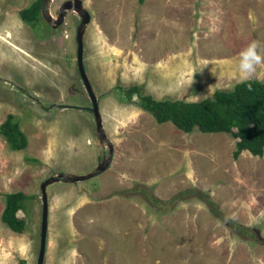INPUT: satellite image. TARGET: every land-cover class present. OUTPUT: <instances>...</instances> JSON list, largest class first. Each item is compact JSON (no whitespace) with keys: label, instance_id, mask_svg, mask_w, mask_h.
Segmentation results:
<instances>
[{"label":"rangeland","instance_id":"rangeland-1","mask_svg":"<svg viewBox=\"0 0 264 264\" xmlns=\"http://www.w3.org/2000/svg\"><path fill=\"white\" fill-rule=\"evenodd\" d=\"M31 1L0 0V122L11 113L27 139L13 150L0 134V211L4 192L30 195L16 211L22 231L0 220V264H35L39 182L86 172L106 150L80 107L90 103L75 63L78 15L66 10L57 26L41 16L28 24L17 11ZM61 1L49 0L53 16ZM81 1L90 17L83 66L113 150L98 174L46 186L42 264H264V149L233 157L230 132L156 123L116 89L136 83L155 98L195 100L230 88L241 80L240 51L258 41L264 54V0L189 1L187 17L175 19L186 26L185 41L154 16L174 9L173 0ZM253 78L264 80V65ZM186 188L206 193L252 235L194 193L171 198Z\"/></svg>","mask_w":264,"mask_h":264},{"label":"trees","instance_id":"trees-1","mask_svg":"<svg viewBox=\"0 0 264 264\" xmlns=\"http://www.w3.org/2000/svg\"><path fill=\"white\" fill-rule=\"evenodd\" d=\"M41 0H32L27 6L18 9V16L26 23H33L39 17ZM139 2L141 0H138ZM125 102H135L148 112L156 123L169 121L182 131L193 127L203 132L225 131L234 137L232 156L246 150L252 155H261L264 149V80L252 78L249 81L234 82L230 88H215L209 96L195 100L183 98H155L149 93L141 92V85L132 83L127 86L116 85ZM48 105V104H47ZM44 105V106H47ZM51 105V104H50ZM43 106V107H44ZM0 134L10 149L25 147L27 143L24 132L11 113H7L0 122ZM185 192L194 193L204 200L219 217L232 228L251 236V231L233 220L219 214L217 206L206 193L195 188H186L171 196L177 199ZM30 195L20 190L3 193V206L0 220L14 232L22 231L24 219L16 215L23 201Z\"/></svg>","mask_w":264,"mask_h":264},{"label":"water","instance_id":"water-1","mask_svg":"<svg viewBox=\"0 0 264 264\" xmlns=\"http://www.w3.org/2000/svg\"><path fill=\"white\" fill-rule=\"evenodd\" d=\"M49 0H41L39 6L40 16L51 26H57L63 21L66 10L74 11L79 20L75 26L74 31V40H75V63L77 73L82 81L85 92L89 98V105L80 106L90 111L93 117L94 122V132L97 139V142L101 146H105L106 150L102 153L100 159L97 163L88 171L83 173H70V172H56L54 174L48 175L39 182L40 190V200H41V211H40V223H39V244L38 250L35 258V264H42L44 247H45V234H46V224H47V195H46V186L54 181L62 182H74L81 181L87 178H90L102 170H104L110 160L113 150L112 141L107 137L101 121V115L98 110L97 100L94 92L91 89V86L86 77V73L82 61V35L85 29L86 24L89 22V13L86 8L83 6L81 0H63L57 7V11L53 16L48 10ZM60 106H67V104H58Z\"/></svg>","mask_w":264,"mask_h":264},{"label":"clouds","instance_id":"clouds-1","mask_svg":"<svg viewBox=\"0 0 264 264\" xmlns=\"http://www.w3.org/2000/svg\"><path fill=\"white\" fill-rule=\"evenodd\" d=\"M260 47L258 41H251L240 51L237 67L241 82L251 80L258 66L264 65V54H261Z\"/></svg>","mask_w":264,"mask_h":264},{"label":"crops","instance_id":"crops-1","mask_svg":"<svg viewBox=\"0 0 264 264\" xmlns=\"http://www.w3.org/2000/svg\"><path fill=\"white\" fill-rule=\"evenodd\" d=\"M189 1H193V0H173V3L171 5H175L174 9H171V8L169 10L161 9V10H159V14L158 15L154 13V16L156 17V20L162 21V24H164V22H165V23H170V24L173 25L174 29L176 30V36H177V34H180V33L183 32L184 33V41H185L186 26H185V24L183 22H182V24L180 23L181 22L180 19L179 20H175V19H176V16H179V15H182V17H187V9H188V2ZM165 5L166 4L164 3V6ZM200 5L201 6L208 5V3H204V0H200ZM167 6H169V5H167ZM177 6H179V9H177ZM193 8L190 6V11L193 12L194 11ZM200 8H198V9H200ZM162 11H164V15L165 16L162 17L161 19H164V20H159L158 17H159V15H160V13ZM166 16H169V19H167ZM146 18H150V17H146ZM144 22H147V21H144ZM174 42H176V40L173 41L172 43H174ZM179 42H181V41H179Z\"/></svg>","mask_w":264,"mask_h":264},{"label":"flooded vegetation","instance_id":"flooded-vegetation-1","mask_svg":"<svg viewBox=\"0 0 264 264\" xmlns=\"http://www.w3.org/2000/svg\"><path fill=\"white\" fill-rule=\"evenodd\" d=\"M90 103V102H89ZM89 111V110H88ZM102 155V154H101Z\"/></svg>","mask_w":264,"mask_h":264}]
</instances>
